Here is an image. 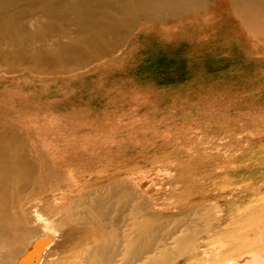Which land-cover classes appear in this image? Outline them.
<instances>
[{
  "label": "rangeland",
  "instance_id": "rangeland-1",
  "mask_svg": "<svg viewBox=\"0 0 264 264\" xmlns=\"http://www.w3.org/2000/svg\"><path fill=\"white\" fill-rule=\"evenodd\" d=\"M201 16L165 17L127 32L112 56L46 75L41 85L16 89L12 83L22 73H15L7 87L0 82V117L12 118L0 131L10 144H22L24 155L31 146L68 163L74 190L87 183L100 189L107 204L99 213L113 232L146 202L168 228L191 222L196 251L223 248L236 259L248 251L231 245L264 222V40L240 27L224 6ZM69 22V37H80ZM228 161L252 176L225 175ZM79 198L82 210L85 198ZM219 221L217 234L206 232ZM211 261L187 253L172 264H222Z\"/></svg>",
  "mask_w": 264,
  "mask_h": 264
},
{
  "label": "bare ground",
  "instance_id": "bare-ground-1",
  "mask_svg": "<svg viewBox=\"0 0 264 264\" xmlns=\"http://www.w3.org/2000/svg\"><path fill=\"white\" fill-rule=\"evenodd\" d=\"M220 6L227 9L240 27L257 32L264 40V0H0V82L7 81L4 85L7 87L15 73H22L12 86L16 89L35 86L46 75L73 72L76 64L92 58L96 61L107 59L115 53L127 32L148 27L151 22L160 23L165 17L171 22L191 15L203 17L209 10L216 14ZM117 16L122 21L116 19ZM70 18L79 28L80 37H69ZM3 46L9 50L2 51ZM22 102L19 104L31 101ZM11 121L8 116L0 117V123ZM11 139L6 131H0V264H172L187 253L209 256L211 263L264 264V222L256 224L255 229L250 228L253 230L249 238L231 245L235 250L248 251L236 259L227 255L223 248L196 251L190 243L189 232H194L191 222L180 221L168 228L165 222L159 221L162 214L146 202L133 208L135 211L130 212L131 218L126 223L123 222L122 231L115 233L99 213L107 204V199L98 195L100 189H89V183H83L84 187L74 190L75 183L67 174L68 163L31 146L29 155H24L26 150L22 144L17 148L10 144ZM16 148L20 150L15 151ZM197 159L193 161L196 163ZM228 163H224L227 164L223 166L225 171L222 169L225 175L252 176L247 175L251 171ZM79 197L85 198L82 210L77 209L81 206ZM220 224L221 221L210 226L206 232L217 234Z\"/></svg>",
  "mask_w": 264,
  "mask_h": 264
}]
</instances>
